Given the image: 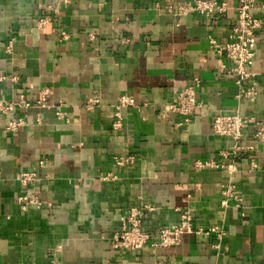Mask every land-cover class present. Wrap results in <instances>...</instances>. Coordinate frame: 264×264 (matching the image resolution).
Listing matches in <instances>:
<instances>
[{"label": "crops", "instance_id": "obj_1", "mask_svg": "<svg viewBox=\"0 0 264 264\" xmlns=\"http://www.w3.org/2000/svg\"><path fill=\"white\" fill-rule=\"evenodd\" d=\"M169 1L189 0H0V104H15L11 113L0 110V264H264V140L254 136L256 124L244 128L241 143L253 149L237 154L234 174L194 166L198 159L231 161L221 150L232 138L212 130L218 113L237 108L264 117V0L253 10L262 21L248 67L256 73L253 102L238 99V85L220 72L226 58L209 41L227 40L238 0H223V12L181 18L168 10ZM45 13L51 19L39 28ZM194 77L204 105L186 123L166 105ZM44 87L51 89L49 108L35 104ZM121 94L135 105L122 108L115 129ZM91 97L99 103L89 107ZM19 117L27 123L7 130ZM130 154L132 164H114V156ZM23 171L37 174L27 187L19 181ZM107 172L116 177L104 179ZM229 179L242 201L223 209ZM25 189L52 204L22 209L17 197ZM136 203L153 207L142 217L152 239L140 249H116L111 236ZM186 207L195 225L221 223L225 235L187 233L178 245H152Z\"/></svg>", "mask_w": 264, "mask_h": 264}, {"label": "built area", "instance_id": "obj_2", "mask_svg": "<svg viewBox=\"0 0 264 264\" xmlns=\"http://www.w3.org/2000/svg\"><path fill=\"white\" fill-rule=\"evenodd\" d=\"M74 0H58L59 3L67 5ZM257 0H238L236 6L237 10V24L232 27L228 33L227 40L223 43H218L215 37H210V47L215 49L219 54L224 55L227 62L220 63V72L234 79L238 85L239 90L238 99H247L251 102L255 101L258 90L257 81L254 79L256 73L249 70V65L253 63L255 57V51L251 46L255 43V31L261 26V18L254 16L253 10L257 7ZM260 7L264 8V1ZM51 8V5H49ZM167 8L169 11H173L174 14L181 18L183 15H187L191 12H199L205 15H211L218 11L223 12L227 9V3L223 0H189L173 2L169 1ZM51 19L50 13H45L37 20V27H44ZM66 36V34H64ZM67 37V36H66ZM12 41H9L7 49H11ZM16 79V77H12ZM250 80V84L245 86L244 82ZM200 85V79L194 77L190 84L185 86L173 99L172 102L166 105V110L175 111L183 115L184 121L188 123L192 117L202 108L204 105L203 99L197 95L196 88ZM51 89L44 87L39 94V97L35 101V104L42 107H51L49 102V95ZM21 99H24V95H20ZM99 103L98 97H91L88 100V106L91 107L94 104ZM26 107L32 105L31 101L24 103ZM61 105V104H60ZM135 105L133 99L129 94H121L114 105L115 119L112 123L113 128L118 129L122 126L123 116L122 108L125 106ZM15 104L11 101H4L0 104V110L4 113H11L14 110ZM58 117H63L64 111L61 109L56 110ZM27 123L24 117L11 118L6 125V129L9 131H15ZM247 123H255L257 128L254 132V136L260 140H264V117L256 118L254 116L241 115L239 109H235L231 113H218L212 121V130L217 135L227 136L232 138L233 144L229 149L221 150L223 157H231L229 162H217L213 159L210 160H196L194 166L197 170H201L207 167L222 168L225 169L230 175L234 174L238 170L236 162L237 154L240 151L253 149V145L242 144L241 139L243 136L244 128ZM135 161V156L130 155H116L113 158V162L116 166L123 167L132 164ZM41 163L43 161L41 160ZM258 164L255 161L251 162V168L255 170ZM116 175L112 172H107L103 175L104 179L115 178ZM37 179V174L34 171H23L19 175V181L23 187L29 186ZM22 209H26L28 205L32 204L36 207L42 205L50 206L51 201L43 200L39 198L33 190L25 189L17 197ZM242 201V196L237 190L236 183L229 179L225 184H222V197L221 206L223 209L228 207L231 202L235 206H239ZM153 207L149 204L136 203L129 207L127 215L123 217L121 229L115 231L111 236V243L116 249H129L136 250L142 248L148 244L152 239L151 234L143 229L142 217L146 210H152ZM224 212V210H222ZM195 235H210L215 234L219 240L225 235V229L221 223H213L208 227L197 226L194 224V218L192 210L189 207L181 209L180 221L172 227H163L158 231L157 236L152 240V245L169 247L178 245L182 241L184 234ZM214 246H218L214 244ZM51 264H58L53 259ZM18 264H24L23 262ZM158 264H166L164 261H159ZM253 264H262L261 262H255Z\"/></svg>", "mask_w": 264, "mask_h": 264}]
</instances>
